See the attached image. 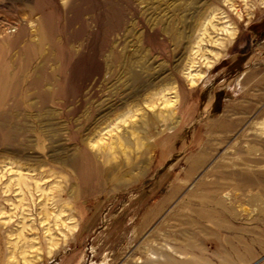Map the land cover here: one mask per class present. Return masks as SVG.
Segmentation results:
<instances>
[{
  "label": "rangeland",
  "instance_id": "rangeland-1",
  "mask_svg": "<svg viewBox=\"0 0 264 264\" xmlns=\"http://www.w3.org/2000/svg\"><path fill=\"white\" fill-rule=\"evenodd\" d=\"M0 208V264H264V0H0Z\"/></svg>",
  "mask_w": 264,
  "mask_h": 264
},
{
  "label": "bare ground",
  "instance_id": "bare-ground-1",
  "mask_svg": "<svg viewBox=\"0 0 264 264\" xmlns=\"http://www.w3.org/2000/svg\"><path fill=\"white\" fill-rule=\"evenodd\" d=\"M202 76H203L202 74H199V76H197V77H202ZM196 79H198V78H192L193 82H196ZM163 98H164L163 100H164L165 108L169 109L168 112L170 114V117H173L174 116L175 109H176L175 108V102H172L171 100H168L166 98V96H164V95H163ZM157 102H158V100H157ZM150 104L152 106H155L154 105L155 104V100L153 98L150 100ZM132 111L133 110H130L126 115L123 114L124 115L123 117H119L118 116L116 118V120H120V119L124 118L123 121L124 122H127L126 119L129 118V117H131L133 115V112ZM161 113H159V115L157 114L156 116L157 117H159V116L161 117V115H160ZM162 115H163V113H162ZM153 125H156L155 124V120H154V118H150L148 120L147 126L148 127H152ZM215 127H216L215 125L212 126L211 130L214 129ZM225 127H226L225 125H222V129H224ZM117 138L118 139H116V141H114L112 139V141L109 143V146H108V144L106 146H103L105 148L102 149V152L101 153H104V152L106 153L108 151H111V152H113V158L114 157L117 158V154H118L119 150H121L123 152V156L125 157V161L121 162L120 164L115 163V164H118V165L113 164L114 166H111L110 168H109V166L108 167L106 166L107 165L106 163H109V162H105L104 164H106L105 166L107 168H101V167H99V170L101 171L102 175H104L106 178H108V180L111 179L112 181L121 182L122 180L124 181L126 177H130V178L133 177V175L136 174V173H137V175H142L143 173H145V171L147 170L148 164H149V160H150L151 145L150 144H144L142 142L143 141V138H139L136 135V131H133L131 134L128 133V134L123 135V136L119 135V137H117ZM132 138L135 139V143H133ZM210 144H211L210 142L207 143L206 146H205V148L202 150V152L198 156L196 155V157L191 158V161H190L191 167H190L189 172H191V173L195 172L201 166V164L204 163L205 158H206V153H208L209 150H210V148L212 147V145H210ZM134 146H136V147H134ZM134 148L138 149L137 153L135 152V149ZM251 148H253V147H251ZM103 150H104V152H103ZM111 163H113V161ZM21 181H22L21 184L24 183L25 186L30 187V185L23 178H21ZM125 181H128V180H125ZM36 186H37L38 189H40L39 183H37ZM202 186H204V185H202ZM170 198H171V196H170ZM168 200H170V199H168ZM13 205H15V204H13ZM1 208H0V214H4V211L3 210H5V209L2 210ZM200 215H201V217L206 218V216L204 214H200ZM206 220H210V218H207ZM188 245H189V247H191L193 249L195 247L192 244H188ZM249 253H251V252H249ZM200 260H204V259L201 258ZM200 260H197V261H195L193 263H190V264H201L200 263Z\"/></svg>",
  "mask_w": 264,
  "mask_h": 264
}]
</instances>
